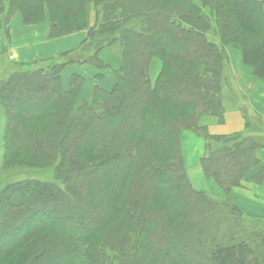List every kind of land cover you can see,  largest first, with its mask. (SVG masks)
Listing matches in <instances>:
<instances>
[{"label":"trees","instance_id":"obj_1","mask_svg":"<svg viewBox=\"0 0 264 264\" xmlns=\"http://www.w3.org/2000/svg\"><path fill=\"white\" fill-rule=\"evenodd\" d=\"M91 3L97 20L75 53L20 63L0 79L7 157L54 171L49 180L0 178V264H264V216L232 195L244 180L264 182V119L246 115L245 131L229 135L200 124L224 121L228 45L258 55L264 79V0H0V57L17 12L32 24L48 9L54 38L83 29L78 16ZM114 46L111 89L79 101L78 74L63 89L67 65L106 68L99 53ZM185 131L205 139L201 166L222 198L192 186ZM222 222L240 229L223 232L226 242L204 238Z\"/></svg>","mask_w":264,"mask_h":264},{"label":"crops","instance_id":"obj_2","mask_svg":"<svg viewBox=\"0 0 264 264\" xmlns=\"http://www.w3.org/2000/svg\"><path fill=\"white\" fill-rule=\"evenodd\" d=\"M44 25H27L16 13L10 21L11 42L8 57L16 63H29L36 59H46L64 52L75 53L87 35V31H79L57 39L45 41L43 38ZM99 58L106 68H98L91 63H73L60 72L61 85L68 90L72 76L78 74L85 79L79 92L78 100L89 98L96 86L111 89L116 82L115 69L120 60L108 50H102ZM233 81L223 88V103L225 107L224 121L216 116H204L200 124L205 126L212 135H229L245 131V116L256 113L264 119V80L240 63H232ZM182 153L187 168V175L196 190L212 192L213 182L205 177L201 159L205 154V139L193 131L183 133ZM264 161V149L260 152ZM215 191V190H213ZM232 194L238 206L248 213L261 214L264 212V182L257 184L243 181L234 187Z\"/></svg>","mask_w":264,"mask_h":264},{"label":"rangeland","instance_id":"obj_3","mask_svg":"<svg viewBox=\"0 0 264 264\" xmlns=\"http://www.w3.org/2000/svg\"><path fill=\"white\" fill-rule=\"evenodd\" d=\"M17 13H19V12H17ZM55 16L58 18H61V19L63 18V21H65L66 24H70L72 21L70 19H67L62 13H55ZM39 17L42 18L41 20H39V22H34L32 24H27V25H44L45 28H44L42 35H43V38L45 41H49V40L57 39L59 37H64V36H67L70 34H74V33H77L79 31H83V30H86L88 32V29L92 28L96 23L97 11H96L93 3L89 4L86 13L84 15L78 16V18L81 19L80 21H82V20L84 21L83 29L68 33L64 36H59V37H54V38L48 37L49 36L48 30L50 27V19H51L49 10L45 9L44 12L40 13ZM85 39H86V37H85ZM112 48H113V50L110 52L118 58L117 54L115 53V51L118 52V47L114 46ZM227 51H228V55H229V66H230L229 72L230 73L227 72L229 79L223 85V88L226 84H229L233 81V73H234L232 70L233 69L232 68L233 62L234 63H240L242 66L247 67L254 74L255 77L259 78L257 76V72H256L257 68H256L255 64L251 61V58H255L256 60H258L259 59L258 55H256V54L247 55L244 53L243 49L239 45H235V44L228 45ZM258 63L262 64L263 62L260 59L258 61ZM19 64L20 63L13 62L8 57V51H7L6 56L0 57V79L6 78L13 70H15L17 68V66H19ZM161 66H162V63H161L160 59H156L154 61V65L152 66L151 72H150V76H151V79L153 81H155V79H156V77H157V75L161 69ZM259 79L264 80L263 78H259ZM223 88H222V103H223ZM223 106H224V103H223ZM206 116H213V115H206ZM7 134H8L7 133V122L5 120H3V123L0 124V178L1 179L5 180V181H15V180H20V179L36 178L37 177L39 179L49 180L50 177L51 178L54 177V171L52 169L41 168L38 166L28 164L26 162L17 163L16 159L14 160V159H10L9 157H7L6 151H5V146L7 144V138H6ZM261 138L264 140V134ZM210 181L214 183L213 188H212V192H207V191H205V192L212 197H215L218 199L222 198L223 194H224L222 189L212 179ZM213 190H215V191H213ZM243 212H245L247 214H251V215H256V216H264V212L261 214H252V213H248L246 211H243ZM62 222L61 223L59 222L58 226H62ZM69 226L71 227V224H69ZM219 227H220L219 228L220 232H216L215 229L217 227H214V225H213L212 229H210V232L214 231L213 233H216V234L209 235L206 233L205 234L206 236L204 238L210 242H213L215 238L217 240H221V241H219V243H221L222 241L226 242L227 240L226 239L224 240L222 233L223 232L229 233L230 230L236 232L240 229V224L239 223L236 224L234 222H231V223L222 222V224ZM16 258L17 257L13 256V258H10V260H7V264H14ZM59 262L61 263V262H63V260H59L55 264H60Z\"/></svg>","mask_w":264,"mask_h":264}]
</instances>
